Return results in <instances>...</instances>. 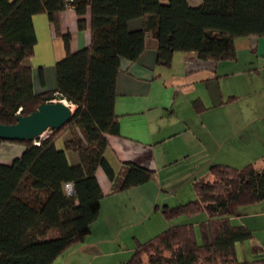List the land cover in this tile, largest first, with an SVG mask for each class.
I'll list each match as a JSON object with an SVG mask.
<instances>
[{
	"label": "trees",
	"instance_id": "1",
	"mask_svg": "<svg viewBox=\"0 0 264 264\" xmlns=\"http://www.w3.org/2000/svg\"><path fill=\"white\" fill-rule=\"evenodd\" d=\"M78 26L90 13V42L56 62L55 90L36 92L31 66L37 36L33 16L47 14L59 31L64 0H0V123L16 122L40 104L63 99L75 106L70 119L44 138L17 141L22 152L0 162V264H52L65 250L84 240L97 219L103 191L102 168L112 192L150 180L153 170L123 161L115 171L105 153L109 135L119 134L114 111L121 59L134 61L145 38L157 42L158 64L169 66L175 52H194L200 60H233L235 40L264 37V0H74ZM143 25L130 30L129 20ZM62 139V147L57 142ZM3 140L0 138V144ZM69 155L78 161L71 162ZM210 178L194 180L195 197L164 205L166 219L204 212L200 239L193 222L171 224L138 243L122 264H264V249L252 247L251 259H238L235 245L252 238L244 225L227 214L238 206L264 199V165L242 167L216 163ZM72 183L68 193L66 183Z\"/></svg>",
	"mask_w": 264,
	"mask_h": 264
},
{
	"label": "crops",
	"instance_id": "2",
	"mask_svg": "<svg viewBox=\"0 0 264 264\" xmlns=\"http://www.w3.org/2000/svg\"><path fill=\"white\" fill-rule=\"evenodd\" d=\"M201 1L188 0L193 6ZM57 18L59 31L47 14L33 16L37 44L26 62L39 93L57 87L55 65L66 55L63 35L69 33L71 52L90 42V13L84 28H79L74 9L59 11ZM142 25V17L128 22L130 30ZM235 50V59L216 62L200 60L194 52H175L171 64L164 66L156 60L157 42L146 37L136 60L121 59L114 104L119 134L108 136L105 156L115 171L123 161H133L153 170L152 177L112 192L111 181L99 168L96 175L104 194L99 215L84 240L52 264H98L106 255L122 264L138 243L158 234L156 223L135 229L136 221L161 213L164 205L193 199V181L209 179L212 164L264 165V37H239ZM23 149L20 142L3 140L0 162L10 163ZM69 158L78 161L74 155ZM133 213L139 220H133ZM227 216L252 232L251 239L236 243L238 259H251L254 245L264 249V199L238 206ZM125 249L131 252L127 259L119 255Z\"/></svg>",
	"mask_w": 264,
	"mask_h": 264
},
{
	"label": "water",
	"instance_id": "3",
	"mask_svg": "<svg viewBox=\"0 0 264 264\" xmlns=\"http://www.w3.org/2000/svg\"><path fill=\"white\" fill-rule=\"evenodd\" d=\"M72 113L71 107L62 99L42 103L29 114H18L15 123H0V138L10 141L40 139L46 130L64 125Z\"/></svg>",
	"mask_w": 264,
	"mask_h": 264
},
{
	"label": "rangeland",
	"instance_id": "4",
	"mask_svg": "<svg viewBox=\"0 0 264 264\" xmlns=\"http://www.w3.org/2000/svg\"><path fill=\"white\" fill-rule=\"evenodd\" d=\"M66 103H68L66 100H64ZM75 108V107H74ZM74 110V109H73ZM51 132V130L50 129H48V130H46L44 133H43V137L44 136H47L49 133ZM63 140L62 139H60L58 142H57V146L58 147H62V142ZM163 204V203H162ZM163 206V205H162ZM137 215H139L138 213H133V220H139V217L137 216ZM156 217H158V220H162V222H163V224L161 225V222H158V224H157V218ZM206 218H207V214L206 213H204V212H201V213H197V214H195V215H192V216H187V215H180V216H177V217H174V218H172V219H166V218H164V216H162V214L160 213V212H158V214H153V215H151V217L150 218H147V219H145V222H143L144 221V219L142 220V222L143 223H141V221H136L137 223V225L135 226V229H136V227H137V229H139V228H141V227H143L142 225H152L153 223L155 224V229H153L154 230V234H156V233H160L162 230H164L165 228H168V226H170L171 224H180V223H184V222H193V224L195 225V228H196V233H197V237L200 239V231H199V224H200V222H202V221H204V220H206ZM135 224V223H134ZM131 232H137L138 234L140 233V232H142V231H131ZM144 240H146V238L144 237V239H143V241ZM128 242V241H127ZM125 244V243H124ZM125 251H126V253L124 254H119V255H121V257H124V258H128L129 256H130V254H131V252L130 251H128V250H126L125 249ZM128 252V253H127ZM130 252V253H129ZM107 257H106V259L105 260H103V261H101L100 263H98V264H114V260H112L111 258H114L113 256L114 255H112V256H110V255H106ZM120 257V258H121ZM119 258V259H120ZM93 264H96V262H94Z\"/></svg>",
	"mask_w": 264,
	"mask_h": 264
},
{
	"label": "built area",
	"instance_id": "5",
	"mask_svg": "<svg viewBox=\"0 0 264 264\" xmlns=\"http://www.w3.org/2000/svg\"><path fill=\"white\" fill-rule=\"evenodd\" d=\"M65 1V7L68 9H74V0H64ZM17 114H20V110L17 111ZM45 137V136H44ZM43 136L41 138H44ZM40 138V139H41ZM34 143L38 144L39 141L35 140ZM66 190L68 193H72L73 192V185L72 183L68 182L65 184Z\"/></svg>",
	"mask_w": 264,
	"mask_h": 264
},
{
	"label": "bare ground",
	"instance_id": "6",
	"mask_svg": "<svg viewBox=\"0 0 264 264\" xmlns=\"http://www.w3.org/2000/svg\"><path fill=\"white\" fill-rule=\"evenodd\" d=\"M63 100V99H62ZM64 101V100H63ZM65 102V101H64ZM66 103V102H65ZM70 107H71V109L73 110L74 109V105L73 104H70V103H67Z\"/></svg>",
	"mask_w": 264,
	"mask_h": 264
}]
</instances>
